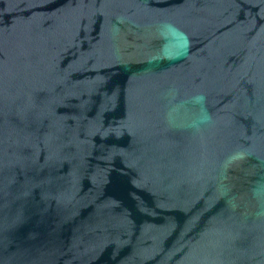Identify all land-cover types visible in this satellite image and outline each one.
I'll list each match as a JSON object with an SVG mask.
<instances>
[{
	"label": "water",
	"instance_id": "1",
	"mask_svg": "<svg viewBox=\"0 0 264 264\" xmlns=\"http://www.w3.org/2000/svg\"><path fill=\"white\" fill-rule=\"evenodd\" d=\"M0 264H264V0H0Z\"/></svg>",
	"mask_w": 264,
	"mask_h": 264
}]
</instances>
